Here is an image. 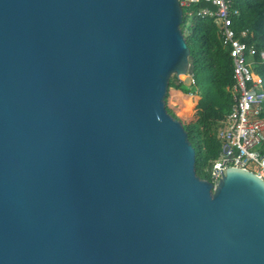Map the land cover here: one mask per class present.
Returning <instances> with one entry per match:
<instances>
[{
  "label": "water",
  "instance_id": "obj_1",
  "mask_svg": "<svg viewBox=\"0 0 264 264\" xmlns=\"http://www.w3.org/2000/svg\"><path fill=\"white\" fill-rule=\"evenodd\" d=\"M182 22L178 0H0V264H264V181L200 179L166 109L194 76Z\"/></svg>",
  "mask_w": 264,
  "mask_h": 264
},
{
  "label": "trees",
  "instance_id": "obj_2",
  "mask_svg": "<svg viewBox=\"0 0 264 264\" xmlns=\"http://www.w3.org/2000/svg\"><path fill=\"white\" fill-rule=\"evenodd\" d=\"M233 6L239 15L233 20V29L238 35L246 32L242 39L253 47L255 55L250 59L254 73L261 78L264 91V0H234ZM183 14L181 30L194 63V84L186 88L177 84L175 77L169 82L184 97L180 113L166 106L168 113L179 120L187 132L188 140L196 154V174L207 180L204 169L220 152L216 139L219 123L230 112L233 85L232 62L228 51L222 46L218 29L212 19L196 14ZM185 30L187 31L185 33ZM193 95L194 97H189ZM169 90L166 101L168 100Z\"/></svg>",
  "mask_w": 264,
  "mask_h": 264
},
{
  "label": "built area",
  "instance_id": "obj_3",
  "mask_svg": "<svg viewBox=\"0 0 264 264\" xmlns=\"http://www.w3.org/2000/svg\"><path fill=\"white\" fill-rule=\"evenodd\" d=\"M178 1L183 14L191 16L194 13L191 8L196 7L197 15L212 19L232 62V106L219 123L216 139L220 152L204 169L207 181L216 188L231 167L250 171L264 181V91L261 78L254 73L250 61L255 50L242 41L246 32L238 35L232 27L234 18L239 15L233 6L234 0ZM261 61L264 63V53ZM191 83L194 84L193 77Z\"/></svg>",
  "mask_w": 264,
  "mask_h": 264
},
{
  "label": "rangeland",
  "instance_id": "obj_4",
  "mask_svg": "<svg viewBox=\"0 0 264 264\" xmlns=\"http://www.w3.org/2000/svg\"><path fill=\"white\" fill-rule=\"evenodd\" d=\"M187 31L185 30V33H186ZM171 80H173V78H171ZM174 88H170L169 89V95H168V100L166 101V106H168V107H170L171 106V99H173L174 98V96H173V92H174ZM176 98H177V105L176 106H178V108H172V110L174 111V113H180V110H181V108L183 107L182 106V101L184 100V97L183 96H181V94H178V95H176L175 96Z\"/></svg>",
  "mask_w": 264,
  "mask_h": 264
},
{
  "label": "crops",
  "instance_id": "obj_5",
  "mask_svg": "<svg viewBox=\"0 0 264 264\" xmlns=\"http://www.w3.org/2000/svg\"><path fill=\"white\" fill-rule=\"evenodd\" d=\"M173 94V96H174V98L173 99H171V106L170 107H172V108H178V106H176L177 104V98L175 97L176 95H178V94H181L180 92H178V91H176V90H174V92L172 93ZM181 96H182V94H181ZM189 97H194L193 95L192 96H189Z\"/></svg>",
  "mask_w": 264,
  "mask_h": 264
},
{
  "label": "bare ground",
  "instance_id": "obj_6",
  "mask_svg": "<svg viewBox=\"0 0 264 264\" xmlns=\"http://www.w3.org/2000/svg\"><path fill=\"white\" fill-rule=\"evenodd\" d=\"M181 78H183V77H181Z\"/></svg>",
  "mask_w": 264,
  "mask_h": 264
}]
</instances>
